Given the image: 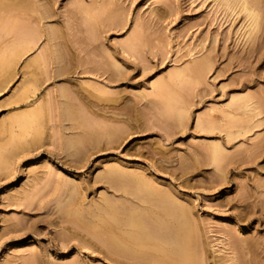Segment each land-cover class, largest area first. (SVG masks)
<instances>
[{"label":"rangeland","instance_id":"rangeland-1","mask_svg":"<svg viewBox=\"0 0 264 264\" xmlns=\"http://www.w3.org/2000/svg\"><path fill=\"white\" fill-rule=\"evenodd\" d=\"M241 1L0 0V264H264V0ZM128 205L146 262L97 219Z\"/></svg>","mask_w":264,"mask_h":264},{"label":"bare ground","instance_id":"bare-ground-1","mask_svg":"<svg viewBox=\"0 0 264 264\" xmlns=\"http://www.w3.org/2000/svg\"><path fill=\"white\" fill-rule=\"evenodd\" d=\"M244 2H245V0H243V2L242 1L240 2L241 7L244 4L246 6V2L245 3ZM242 3H244V4L242 5ZM245 6H243L242 9H246ZM248 9L246 11L247 19L248 20L250 19L249 20L250 23L255 24V22L257 21V15H255L251 10H248ZM16 46H19V45H16ZM13 48L14 49H12V48L11 49L13 50L14 56L19 57L21 54V50H18L17 47L15 48V46ZM11 53H12V51H11ZM5 58H6V56H5ZM0 61H1L0 62V73H3L9 67V61H10V63H12L14 60H4L3 59ZM195 68L193 67L192 69L195 70ZM9 78H10L9 74L5 76V78L2 80V85L0 86L1 88H3L6 85ZM160 85H162V84H160ZM28 90H29V88L26 87L19 92L18 96L15 97L16 98L15 101L16 100L17 101L16 102L14 101L16 103V105L19 104L21 101H25L28 98V95H27ZM60 92H61V90H60ZM62 94H63V92H62ZM231 99H233V100H232V102H230V105L233 106L232 105L233 102H236L237 100L234 98H231ZM239 100H242L243 105H244V103H246V105H247V102H243V99H239ZM238 101L236 103L238 104L240 102V104H241V101H239V102ZM240 104H238V107H240ZM246 105H244V106L247 107ZM37 107H39V106H37ZM37 107L35 108V110L34 109L24 110L18 114L11 116L10 118H8L6 120V124H5V133L6 132L12 133L11 129L16 127L20 130V132H19V134L18 133L13 134L14 136L19 135L21 137H24L25 135H27V131L29 130L28 128L31 129L32 125H33L32 123L35 122L34 119L37 117V115L39 116L42 113V109H37ZM66 110H67V108H66ZM39 112H41V113L39 114ZM181 118H182V115L179 114L178 119L180 120ZM13 135H11V136H13ZM14 136H13V139H14ZM8 139L11 140L12 138L9 137ZM9 143H10V141H9ZM68 143L70 146L71 143L70 142H68ZM216 147H217V145L213 144V146H212L213 151L212 152L215 153L217 151V150H214V149H216ZM2 154L3 153L0 154V168H2V167L4 168L6 165V158H4ZM68 156L71 157V156H73V154L70 152V153H68ZM71 161H72V159H71ZM74 161H76V160H74ZM114 178L115 177L113 175H110V174H109V176L108 175L106 176V179H108L110 181H113ZM160 202H161V200H160ZM114 209H115L114 205H111V204L105 205V210H109V212H111ZM124 210H127L126 213L121 214L120 217H117L116 215L109 213L108 218L111 220H115L117 222L116 225L109 223L108 221L105 220L104 217H102V218L98 217L97 218L98 222H99V224H106L105 230L107 232H109V233L114 232L115 236H114V240L112 243V245L114 247H116L119 251H121L124 254H130V253L136 254V255L130 254L131 256H129V258H131L132 260L146 262L147 261L146 259L148 257L147 255L140 257L137 255V253H134V252H140L141 250L145 249L146 247H150V246H154V247L156 246L157 247L163 243V240L161 239V237L159 235H157L155 232H152L150 229H148L146 227V225L149 222L147 220V218L145 219L146 216L145 217L144 216L142 217L141 215L139 216L133 210H131V207H129V205L126 208H124ZM181 215L184 216L183 213ZM153 219H154V221L158 222L157 219H155V218H153ZM150 220H152V219H150ZM165 227L172 231L171 236L175 239V244L177 245V247L180 248L181 247V238H183V236L186 234L185 223L178 224V223L170 222L169 220H167V222H165ZM151 239H157V241L153 244H149V240H151ZM128 264H135V263L130 262ZM155 264H168V263L159 261V262H156ZM169 264H179V263L169 262ZM181 264H193V260H191L190 257L184 256Z\"/></svg>","mask_w":264,"mask_h":264}]
</instances>
